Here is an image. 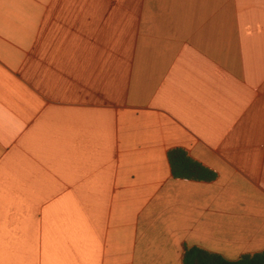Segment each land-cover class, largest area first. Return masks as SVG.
<instances>
[{
  "label": "crops",
  "instance_id": "1",
  "mask_svg": "<svg viewBox=\"0 0 264 264\" xmlns=\"http://www.w3.org/2000/svg\"><path fill=\"white\" fill-rule=\"evenodd\" d=\"M194 247L264 251V0H0V264Z\"/></svg>",
  "mask_w": 264,
  "mask_h": 264
},
{
  "label": "trees",
  "instance_id": "2",
  "mask_svg": "<svg viewBox=\"0 0 264 264\" xmlns=\"http://www.w3.org/2000/svg\"><path fill=\"white\" fill-rule=\"evenodd\" d=\"M169 162L175 179L212 182L217 177L214 172L193 160L182 149L171 151L169 153ZM183 264H264V251L257 254L244 255L237 261H230L221 255L201 248H186Z\"/></svg>",
  "mask_w": 264,
  "mask_h": 264
}]
</instances>
